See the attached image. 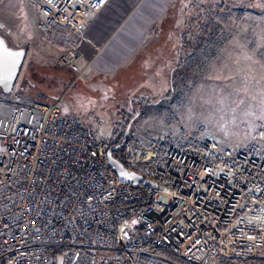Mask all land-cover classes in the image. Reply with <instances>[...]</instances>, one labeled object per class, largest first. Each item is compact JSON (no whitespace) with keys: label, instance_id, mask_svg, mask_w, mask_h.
Listing matches in <instances>:
<instances>
[{"label":"built area","instance_id":"1","mask_svg":"<svg viewBox=\"0 0 264 264\" xmlns=\"http://www.w3.org/2000/svg\"><path fill=\"white\" fill-rule=\"evenodd\" d=\"M25 1L43 34L83 36L109 0ZM75 62L67 52L56 65ZM112 130L115 142L96 139L56 99L0 105V264H140L151 245L189 264L264 254V127L245 148L206 138L180 147L156 124ZM115 146L154 188L118 179Z\"/></svg>","mask_w":264,"mask_h":264},{"label":"rangeland","instance_id":"2","mask_svg":"<svg viewBox=\"0 0 264 264\" xmlns=\"http://www.w3.org/2000/svg\"><path fill=\"white\" fill-rule=\"evenodd\" d=\"M178 21L187 49L181 55L182 74L171 83V93L165 99L151 97L146 100L149 107L132 100L140 115L132 128L155 123L167 129L180 147L195 146L206 138L245 148L264 127V46L253 44L246 49L242 35L258 33L264 38V0H180ZM33 65V60L26 58L11 94L6 97L0 91V105H14L17 98L31 101L33 89L45 83L35 96H42L45 102L61 97L62 114L79 117L96 139L105 143L115 142L121 133L113 132L114 123L121 125L134 118L126 103L110 99L113 92L107 84L96 93H83L78 86L84 80L77 79L71 91L65 90L67 84L58 87L53 83L51 78L56 75L50 78L51 84L41 81L34 75ZM61 69L68 71L54 66L50 71L62 75ZM21 86L27 92L21 93ZM122 110L127 115L120 119L117 115ZM135 170L147 179L145 168ZM149 256L158 264H176Z\"/></svg>","mask_w":264,"mask_h":264},{"label":"crops","instance_id":"3","mask_svg":"<svg viewBox=\"0 0 264 264\" xmlns=\"http://www.w3.org/2000/svg\"><path fill=\"white\" fill-rule=\"evenodd\" d=\"M179 8L180 0H109L86 27L83 36L60 27L48 36L38 27L39 13L25 0H0V35L12 48L26 51L25 61L26 58L33 60L34 75L41 81L49 80L51 84L54 79L58 87L67 84V90L77 85L82 79L78 72L83 71L84 82L78 86L83 93H96L107 84L113 92L110 99L126 103V109L134 113L127 127L126 122L119 124L120 129H127L140 118L132 100L149 107L146 100L151 97L165 99L171 93V83L182 74L181 55L187 49L183 33L179 32ZM259 36L258 33L242 35L245 41L242 46L246 49L253 44L264 46V38ZM67 52L75 54V68L63 67L68 71L61 69L62 75L61 71H50L53 66L60 68L56 62ZM44 86L45 83L31 93L41 102L45 101L42 96H35V91L43 90ZM56 100L61 107V97ZM123 110L117 115L120 119L127 115Z\"/></svg>","mask_w":264,"mask_h":264},{"label":"water","instance_id":"4","mask_svg":"<svg viewBox=\"0 0 264 264\" xmlns=\"http://www.w3.org/2000/svg\"><path fill=\"white\" fill-rule=\"evenodd\" d=\"M25 57L26 51L24 49L12 48L5 37L0 35V90L3 94L8 95L12 92ZM128 129L129 127L126 129V133ZM121 148V146H115L108 154L109 166L118 179L125 184L143 185L148 189L154 188L155 186L150 181L145 180L135 172H129L122 163L113 157L114 152Z\"/></svg>","mask_w":264,"mask_h":264},{"label":"trees","instance_id":"5","mask_svg":"<svg viewBox=\"0 0 264 264\" xmlns=\"http://www.w3.org/2000/svg\"><path fill=\"white\" fill-rule=\"evenodd\" d=\"M54 28H57V27H54ZM51 35H53V30L50 33V36ZM23 65H22V67H23ZM21 70H22V68H21ZM25 80L26 79H24V81ZM20 90H21V93L27 92L24 86H21L20 87ZM1 93H3V92L1 91ZM10 94H8V95H5L4 94V95L6 97H8ZM30 96H31V98H33L32 95H30ZM132 118L133 117L131 116L128 121H125L126 122V126L125 127H127L129 121ZM113 157L117 161H119L120 163H122L124 167H127L126 166V163L124 161V152H123V149H120L119 151L114 152ZM142 194H143V201L149 200V198H146L149 195V191L147 189H144L142 191ZM149 255L159 256V257L165 258L166 260H169L171 262H174L176 264H188L185 261H183V260H181V259H179L177 257H174L172 254H170L166 250L160 249L158 247H154L152 245L147 248L146 255L143 256V257H141L139 259L140 264H158V263L154 262L153 258H151ZM219 264H264V256L262 255L260 257H256V258H253V259H246V260L245 259L221 258V259H219Z\"/></svg>","mask_w":264,"mask_h":264}]
</instances>
